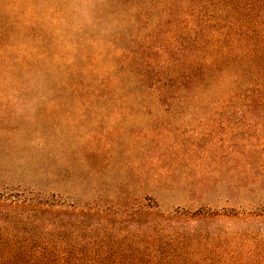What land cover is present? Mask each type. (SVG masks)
<instances>
[{
	"label": "rangeland",
	"instance_id": "1",
	"mask_svg": "<svg viewBox=\"0 0 264 264\" xmlns=\"http://www.w3.org/2000/svg\"><path fill=\"white\" fill-rule=\"evenodd\" d=\"M167 1L0 0V194L68 208L153 201L162 214L100 225L59 213L33 227L0 206V237H14L0 249L19 248L21 262L264 264V104L224 103L215 88L182 103L110 99L113 79L140 95L135 75L183 71L194 26ZM101 76L102 98L76 86Z\"/></svg>",
	"mask_w": 264,
	"mask_h": 264
},
{
	"label": "trees",
	"instance_id": "2",
	"mask_svg": "<svg viewBox=\"0 0 264 264\" xmlns=\"http://www.w3.org/2000/svg\"><path fill=\"white\" fill-rule=\"evenodd\" d=\"M164 7L168 13L180 12L185 16V24L194 26L188 31L190 42L182 46L183 71L163 78L150 77L144 72L135 75V84L146 88L140 95L131 94L113 79L109 87L110 99L142 103L150 98L157 104L182 103L215 88L222 93L217 100L224 103L264 104V0H169ZM234 71L238 74L234 75ZM80 78L76 86L97 93L99 98L104 96L102 89L111 84L109 76L96 77L93 84ZM152 202H138L129 209L128 205L105 203L97 198L91 203L68 208L54 196L44 198L27 189L0 194V206L7 205V209L18 212L21 220L33 227L41 224L51 227L59 213L77 215L83 220L95 217L100 225L110 218L162 215ZM178 214L192 218L203 215L202 212ZM13 238L0 237V246L7 241L10 244ZM23 254L19 248L8 245L0 249V264H25L21 262ZM50 256L33 253L28 262L57 264ZM62 256H59L60 261L57 259L58 264H66V255ZM74 256L76 264H99L104 259L99 254L91 256L78 252Z\"/></svg>",
	"mask_w": 264,
	"mask_h": 264
}]
</instances>
